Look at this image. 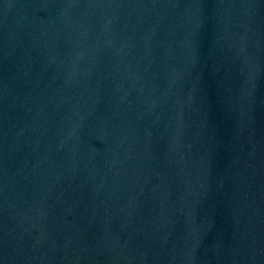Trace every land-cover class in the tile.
<instances>
[{
	"label": "water",
	"instance_id": "1",
	"mask_svg": "<svg viewBox=\"0 0 264 264\" xmlns=\"http://www.w3.org/2000/svg\"><path fill=\"white\" fill-rule=\"evenodd\" d=\"M0 49L264 161V0H0Z\"/></svg>",
	"mask_w": 264,
	"mask_h": 264
}]
</instances>
